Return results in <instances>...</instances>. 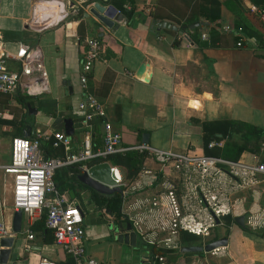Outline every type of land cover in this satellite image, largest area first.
<instances>
[{
	"label": "crops",
	"instance_id": "0c3cea01",
	"mask_svg": "<svg viewBox=\"0 0 264 264\" xmlns=\"http://www.w3.org/2000/svg\"><path fill=\"white\" fill-rule=\"evenodd\" d=\"M76 1L79 0H0V39L4 47L13 51L18 43H23L39 48L44 72L41 82L29 84V92L24 89L21 94L25 102L35 109L34 113L27 114L26 103L20 107L15 97L4 95L0 98V107L6 114L0 120L10 119L9 109L13 106L18 108L17 119L22 118L18 136H22L26 125H29L27 137L35 129L44 133L53 130L63 132V119L69 118L73 151L79 147L85 132L90 133L94 145L101 144V121H84V113L77 108L82 96L78 83L79 58L85 48L82 40L86 37L96 38L101 44L99 57L87 73V90L102 104L104 120L119 133L122 145L146 143L175 152L188 150L203 154L201 123L204 121L232 119L264 129V58L257 55L261 51H254L248 44L237 46L230 32L221 29L222 26L232 27L234 2L124 0L123 7L126 5V9L132 7L133 10L131 17L126 18L117 6L101 0L103 5H111L122 15V19L107 28L90 14L87 17L76 15L84 12L90 4L75 8L74 12L69 11V6ZM215 1L220 34L210 45L198 46L187 35L183 37L171 32L176 30H155L152 27L163 20L176 25L175 20L181 21L193 3L213 6ZM239 2L244 16L257 26L246 15V7L251 3L248 0ZM79 21L82 25L80 40L77 35ZM208 29V24L201 25L199 40L207 41ZM201 33L206 35V39L200 38ZM174 38L178 39L177 44H173ZM140 64L144 67L137 75ZM7 66L15 68L10 60ZM12 132L9 125L0 121V165L8 161ZM7 136L8 143H5L3 139ZM252 155L243 152L240 158L249 161ZM155 171L154 161L143 158L140 170L132 180L127 181L123 177L128 199L136 200L134 203L137 204L161 189ZM81 172L79 170L77 175ZM1 178L0 170V218L6 222L9 235L14 237L5 264H36L39 258L50 259L55 264H72V259L54 245L49 231L46 235L40 233V216L33 220L26 218L23 223L20 221L18 233L10 230L13 211L8 186L6 184L2 188ZM160 181L164 182L163 179ZM64 192L77 199L80 205L82 201L87 205V209L81 205L85 253L97 264H135L133 246L117 241L109 229V225L116 221L126 220L120 212V205L119 217H116L107 208H98L87 189H79L77 195ZM239 197L240 202L235 203L233 212L229 214V226L219 224L213 227L215 229L210 228L208 234L195 236L199 241L186 244L180 241L185 232H180L177 248L160 250L166 252L163 255L165 263L203 264L196 256L198 254L189 253L194 255L190 257L179 252L178 248L201 245L225 236L226 245L211 252L218 256L209 263L204 260L207 264H264V182L252 191L241 192ZM240 214L244 216L243 228L247 230L233 222V217ZM141 215L149 216L146 212ZM254 225L255 229L248 228ZM26 230L31 232V239L26 238ZM136 236V239H141ZM45 238L50 240H43ZM175 249L177 254H173ZM150 252L151 247L148 254L139 257L137 264H142Z\"/></svg>",
	"mask_w": 264,
	"mask_h": 264
},
{
	"label": "built area",
	"instance_id": "2783aa9c",
	"mask_svg": "<svg viewBox=\"0 0 264 264\" xmlns=\"http://www.w3.org/2000/svg\"><path fill=\"white\" fill-rule=\"evenodd\" d=\"M83 4L84 0L76 1L69 6V11L74 12L75 8H82ZM124 7L127 8L126 5ZM246 15L255 21L264 35V8L251 3L246 7ZM221 29L232 32L231 27L222 26ZM183 35L186 36L180 34ZM200 38L206 39V35L201 33ZM82 43L85 48L79 58L78 72L82 96L77 108L84 113V121H101V144L94 145L89 132L84 133L75 151L71 149L70 137L60 130L44 133L35 129L29 137L11 136L8 161L0 165L2 188L7 184L12 211L19 210L28 220L38 218L44 212V227L50 232L54 245L72 259V264H97L85 253L84 211L80 202L55 188L53 172L69 165L85 171L90 166L87 162L93 159L107 162L104 159L111 154L130 150L142 153L143 158H149L156 164L155 175L161 189L155 190L137 204L134 203L136 200L128 199V193L124 190L127 184L120 175L121 170L107 163L115 185L122 188L121 214L130 222L140 240L151 247L150 255L143 260V264H166L159 251L175 248V238L180 232L195 236L208 234L210 228L220 224L223 216L233 212L235 203L240 202L241 192L252 191L264 182V161L257 154H253L249 161H244L241 158L230 160L188 150L175 152L146 143L122 145L119 133L104 120L102 104L87 90V73L93 61L99 57L101 44L91 37L84 38ZM236 45L240 43L236 42ZM9 60L14 64V69L7 66ZM43 78L39 48L18 43L10 51L0 39V98L4 95L16 97L24 89L29 92L28 85L41 82ZM5 115L0 107V117ZM49 137H52V147H62V156H43L39 144ZM222 143L221 140H211L207 147H220ZM144 212L149 216L141 215ZM246 222L250 224L249 220ZM4 236H9V228L0 218V237ZM26 238H32L29 230H26ZM24 246L28 247L27 244ZM36 264L55 263L47 258H39Z\"/></svg>",
	"mask_w": 264,
	"mask_h": 264
},
{
	"label": "trees",
	"instance_id": "16d2710c",
	"mask_svg": "<svg viewBox=\"0 0 264 264\" xmlns=\"http://www.w3.org/2000/svg\"><path fill=\"white\" fill-rule=\"evenodd\" d=\"M234 2L235 7L232 10L233 13V23L232 32L229 34L232 37L234 43L239 42L240 45L248 44L254 51L258 52L257 55L264 58V35L259 29L258 25L254 26L248 21V19L243 14V8L240 6V0H223L222 2L228 4L229 2ZM250 3L255 4L258 7L264 8V0H248ZM108 3H112L117 6L118 10L126 17L130 18L133 10L132 7L126 9L123 7L125 3L124 0H106ZM216 5L208 6L202 4L201 2L193 3L188 11V13L183 17L181 21L175 20L177 30L171 31L175 35L186 34L190 40L198 46L210 45V42L219 38L218 32V20L219 13ZM82 13L76 14L80 17ZM153 18L155 15L151 13ZM158 21H160L158 19ZM199 22H205L208 24V38L206 40H199V29L201 25ZM196 24V26L190 29L191 25ZM81 22L77 24V35L79 40L82 39V27ZM170 31V29H167ZM178 33V34H177ZM178 39L174 38L173 44H177ZM239 45V46H240ZM15 101L20 107H23L25 102L24 97L17 95ZM12 117L8 120H0L3 124H7L11 127L12 135L18 136L20 134V127L22 124V118L17 119L18 108L13 106L9 109ZM201 140L202 149L204 155L220 156L230 160H237L240 158L243 152L249 154H257L261 161H264V129L257 126L251 125L249 123L232 120V119H218L211 121H204L201 123ZM211 140L223 141L222 146H212L207 147V144ZM52 137L48 140L40 141V149L42 154L46 158L50 157H60L63 155L62 147H52L51 146ZM143 159V154L135 150L126 151L124 153H115L105 157L106 160L111 165L118 167L123 177L130 181L132 180L137 172L140 170L141 163ZM100 161L99 159H93L87 162V165H91ZM79 172L75 165H69L60 167L54 170L52 175V180L55 188L59 192L68 191L70 195H77L79 189H87L90 192V199L98 207H105L109 211L115 213L116 217H119L118 209L120 205V194L114 193L113 195L106 197L95 191L89 189L87 186L79 183L76 179V175ZM39 230L42 235H46L48 230L44 227V212L41 213L39 217ZM223 225H230L231 219L230 215L223 216ZM247 230L246 228H243ZM195 235L186 233L180 236V241L183 244L189 241H196ZM49 241L50 239H43ZM161 255H166V252L159 251ZM178 251H174L173 254H177ZM189 254V253H186ZM191 254V253H190ZM202 255L201 253H195Z\"/></svg>",
	"mask_w": 264,
	"mask_h": 264
},
{
	"label": "water",
	"instance_id": "95a60500",
	"mask_svg": "<svg viewBox=\"0 0 264 264\" xmlns=\"http://www.w3.org/2000/svg\"><path fill=\"white\" fill-rule=\"evenodd\" d=\"M90 4L87 6L86 10L82 12L83 17H87L88 14L92 15L107 28H111L114 23L118 22L122 19L121 13L117 12L114 7L111 5H103L101 0H84V5ZM199 25H207L205 22H199ZM196 26V24L191 25L192 27ZM155 30L159 29H170L177 30V26L170 21L163 20L160 23L156 24ZM144 65L140 64L138 67L136 74L139 75L143 70ZM27 108V114H31L35 112V109L30 107L28 103L25 104ZM27 133H29V125H26L22 131V136L27 137ZM63 133L66 135L72 134V125L71 120L69 118L63 119ZM145 137V135H144ZM113 173L110 171L109 165L107 162H98L91 164L87 167L85 171H82L80 174L76 176L77 180L87 186L89 189L95 191L98 194L109 197L114 193L120 194V187L115 185V182L112 179ZM20 221H21V212L19 210H15L11 213V221H10V230L13 233H18L20 230ZM233 222L237 224L239 227L243 228L244 225V216L242 214L234 216ZM109 229L111 230L115 239L119 242H123L125 244H129L130 246H134L136 244L137 234L131 227L130 222L127 220L116 221L115 223L109 225ZM14 237L12 235L0 237V264H5L10 252V248L12 247ZM227 237L222 236L210 240L201 245H182L178 248L181 253H206L211 252L219 247H223L226 245ZM143 264V261H141Z\"/></svg>",
	"mask_w": 264,
	"mask_h": 264
},
{
	"label": "rangeland",
	"instance_id": "374dc122",
	"mask_svg": "<svg viewBox=\"0 0 264 264\" xmlns=\"http://www.w3.org/2000/svg\"><path fill=\"white\" fill-rule=\"evenodd\" d=\"M8 139H9V136H7V137H5V139H3V142L5 141V143L7 142L8 143ZM262 147H264V145H262ZM7 200L9 201V198H7ZM81 205H82V207L83 208H85V209H87V205H86V203L85 202H81ZM25 219H26V216L24 215V214H21V221H22V223L25 221ZM223 220H221V222H220V225H222V222ZM222 227V226H221ZM249 229H255V225L254 226H249L248 227ZM213 229H215V228H213ZM257 229V228H256ZM178 238L179 237H177V238H175L176 240H175V242H176V247L175 248H177L178 247V245H179V243H177L178 242ZM195 240L197 241H199L200 239H198V238H195ZM202 240V239H201ZM149 245H147V244H145V243H143V242H141L139 239H137L136 240V244L133 246V248L135 249V251H134V257H133V260H134V262H135V264H137V261H139V257H141V256H144V255H146V254H148V249H149ZM176 250V249H175ZM214 251V250H213ZM213 251H211V252H213ZM211 252H206V253H202L203 255L202 256H200V255H196L197 257H199V260L200 261H202L203 262V264H207L206 262H212V260L215 258V257H217L218 255H212V253ZM169 254H168V256H170V257H172V255H170V254H172L171 252H168ZM187 255H189V254H187ZM190 257H193L194 255H189ZM189 256H187V257H189ZM197 257H195V258H197ZM206 262H205V261Z\"/></svg>",
	"mask_w": 264,
	"mask_h": 264
},
{
	"label": "flooded vegetation",
	"instance_id": "af4514ba",
	"mask_svg": "<svg viewBox=\"0 0 264 264\" xmlns=\"http://www.w3.org/2000/svg\"><path fill=\"white\" fill-rule=\"evenodd\" d=\"M212 239V238H211Z\"/></svg>",
	"mask_w": 264,
	"mask_h": 264
}]
</instances>
